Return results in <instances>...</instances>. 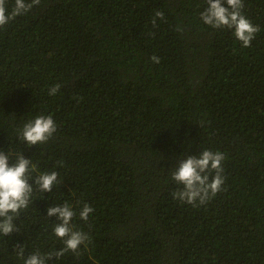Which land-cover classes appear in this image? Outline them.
<instances>
[{
    "label": "trees",
    "instance_id": "obj_1",
    "mask_svg": "<svg viewBox=\"0 0 264 264\" xmlns=\"http://www.w3.org/2000/svg\"><path fill=\"white\" fill-rule=\"evenodd\" d=\"M243 4L247 48L202 22L206 0H40L0 27V152L58 173L0 235V264L62 248L46 209L64 203L90 242L48 264H264V0ZM41 114L57 131L28 147L18 130ZM206 149L222 190L173 199L172 171Z\"/></svg>",
    "mask_w": 264,
    "mask_h": 264
},
{
    "label": "clouds",
    "instance_id": "obj_2",
    "mask_svg": "<svg viewBox=\"0 0 264 264\" xmlns=\"http://www.w3.org/2000/svg\"><path fill=\"white\" fill-rule=\"evenodd\" d=\"M40 0H14V6L9 9L6 0H0V27L5 26L17 16L26 14L33 6L39 5ZM206 8L200 14L202 22L213 29L232 30L233 35L242 47H250L251 41L260 31L259 26L243 14V0H206ZM164 14L157 11L152 20L163 19ZM153 63H160V58L153 55ZM60 89L57 84L51 87L48 95L55 96ZM57 131V125L51 115H38L25 123L19 129V140L28 147L46 143ZM225 156L222 152L203 150L198 155L189 156L178 163L172 171L171 179L180 187L173 193V199L182 203L197 206L206 204L208 200L222 190L225 181L222 161ZM35 170L32 161L21 153L14 163H10L9 155L0 152V235L9 236L15 228L14 220L20 215L21 210L27 209L34 191L49 193L58 181L56 171L45 172L34 179L31 172ZM35 185V188H34ZM47 216L57 218L58 223L53 228V234L60 240L63 247L54 253L41 254L35 252L24 259V264H48L53 257L56 259L73 252L78 254L81 245L90 242L89 236L83 231L75 230L72 221L77 215L73 206L64 203L46 209ZM94 211L89 204H84L79 210V219L87 221ZM23 257V248L18 253Z\"/></svg>",
    "mask_w": 264,
    "mask_h": 264
}]
</instances>
